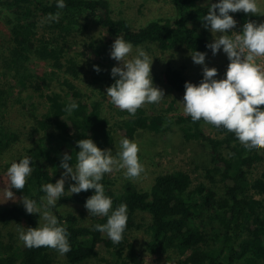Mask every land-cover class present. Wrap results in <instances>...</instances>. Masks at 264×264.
Instances as JSON below:
<instances>
[{
  "label": "trees",
  "instance_id": "16d2710c",
  "mask_svg": "<svg viewBox=\"0 0 264 264\" xmlns=\"http://www.w3.org/2000/svg\"><path fill=\"white\" fill-rule=\"evenodd\" d=\"M173 14L162 15L134 26L125 17H116L110 0H64L65 8H57V0H0V9L10 11L11 47L7 64L15 73L22 72L27 62L36 57L50 65L48 71L35 74L38 80L60 84L59 91L45 94L47 107L42 116L32 115L34 130L43 131L28 149L32 172L27 177L23 190L12 189L18 197H28L40 203L45 193L41 185L55 183L58 179L51 173H61L62 156H73L79 151L77 141L91 138L100 149H108L113 141V130L108 117L102 113V101L91 99L74 79L79 76L77 61L67 56L70 37L98 25L106 32L88 43L102 61L112 37H122L132 45L155 43L164 50L175 44L184 45L193 51H203L209 44V29L203 27L202 18L212 3L219 0H170ZM60 12L57 21L46 22L49 33H39L41 19L48 14ZM237 20L242 31L249 20L261 23L256 15L243 12L229 13ZM98 61V62H100ZM27 77V72H22ZM30 74V73H29ZM164 78L169 87L185 93L187 77L184 71L167 65ZM115 79L109 70L103 76L105 90ZM203 77L194 84H199ZM20 82H24L21 78ZM0 89V94L2 93ZM62 91V92H61ZM76 102L78 108L71 115L64 111L66 105ZM119 112H122L121 110ZM116 122L123 136L133 138L142 130L161 132L166 129V115L141 107L134 116L127 111ZM174 121L187 141H198L208 147L211 168L207 175H219L220 190L208 187L203 182L193 185L191 173L176 169L156 174L148 188H141L132 180H126L121 188L114 187L106 173L101 181L105 195L113 201V210L127 205V227L123 240L114 244L106 233L94 230L96 224L107 222V217L87 216L80 218L72 211H62L61 204L85 205L94 190L79 194L65 193L52 213L69 233L71 250L64 254L70 263H79L97 255V245L114 248L124 262L142 264V251L131 242L127 233L136 225L138 212L150 216L147 225L149 234L146 249L156 256L172 250L177 257L168 264H264V172L258 177L249 175L257 162L264 160V150L249 151L238 141L234 133L223 127L217 128L203 120L193 122L190 116L175 115ZM208 126L211 133L204 131ZM0 131V145H1ZM82 214V212H80ZM39 215L28 214L22 203L0 205V222L8 224L26 222L36 227ZM47 247L27 248L21 241L0 242V264H53Z\"/></svg>",
  "mask_w": 264,
  "mask_h": 264
},
{
  "label": "clouds",
  "instance_id": "9594fccd",
  "mask_svg": "<svg viewBox=\"0 0 264 264\" xmlns=\"http://www.w3.org/2000/svg\"><path fill=\"white\" fill-rule=\"evenodd\" d=\"M65 7L64 0H57V8ZM237 12L264 15L257 0H219L218 3L210 4L207 14L201 19L203 27L210 29L213 34V42L206 47L211 49L214 56L223 48L229 64L225 78L216 79L217 69L205 64L206 53H190L195 64L204 66L203 79L198 85L185 83L183 111L193 122L203 120L234 133L249 151L264 150V68L256 62L257 58L264 57V23L249 20L244 23L239 34L233 31L228 35L237 25L229 13ZM59 17L60 12L50 13L44 22H58ZM132 51L133 45L130 42L120 36L115 39L110 56L119 62V66L112 67L111 76L118 79L106 88V93L115 107L134 116L146 103H160L165 93L153 84V58L140 48L136 50L135 56L129 58ZM93 67L97 73L101 71L98 66ZM77 108L78 104L73 101L65 106L64 111L71 115ZM77 146L79 151L75 155V164L70 165L73 156L65 153L59 166L64 170L61 178L54 184L41 185L45 195L40 197L39 204L34 199L21 198L20 202L26 212L39 215L43 221L37 227L19 230V240L29 249L47 247L61 255L71 250L66 227L61 225L51 211L63 197L65 183L69 179L75 181L68 188L71 194L94 190L84 207L90 215L107 217V222L96 224L94 230L106 233L114 244L123 240L128 221L127 205L121 203L113 210V201L105 195L101 181L106 173L114 169L124 170L128 179L139 178L145 171L138 156L140 149L137 143L127 138L121 139L115 156L111 149H100L91 138L77 141ZM31 162V158L25 156L8 167L9 186L5 188L8 200L14 197L11 189H24L27 177L32 172Z\"/></svg>",
  "mask_w": 264,
  "mask_h": 264
},
{
  "label": "rangeland",
  "instance_id": "374dc122",
  "mask_svg": "<svg viewBox=\"0 0 264 264\" xmlns=\"http://www.w3.org/2000/svg\"><path fill=\"white\" fill-rule=\"evenodd\" d=\"M110 2L113 14L116 17L122 16L127 18L134 26H140L158 16L173 14L170 0H110ZM257 4L261 12L264 13V0H257ZM10 15V11L0 9V89L3 90L0 94V131L2 136L0 145V205L21 203V198L12 189L11 191L14 193L13 200H8L5 192V188L9 186L7 169L12 162H19L25 156L29 157L28 149L35 143L38 136L43 133L42 130H34L36 125L32 115L34 113L42 116L47 107L45 94L52 90L59 91L61 89L56 79L44 81L38 80L35 76L37 73L42 75L43 72L50 69V65L44 60L36 57L30 59L27 62L26 68L22 69V72H27V77L22 72L15 73L14 69L7 64L9 49L11 47L10 24L7 21V17H10ZM256 17L261 23H264V15H256ZM45 23L44 19H41L39 33L45 32L48 34L51 31H49ZM233 31L238 34L241 32L236 25L227 34L231 35ZM105 32L100 26L91 25L86 31L78 33L73 38L70 37L72 40L67 47V56H72L77 61L79 67V76L74 81L91 99L102 101V113L108 117L113 130V141L108 149H111L115 156L119 150L121 139L127 138L137 143L140 149L138 156L145 171L141 173L139 178L129 180H132L141 188H148L152 184L156 174L176 169H185L191 173L193 185L203 182L208 187L219 191V175L214 172L212 174L213 179L207 175L206 169L211 168L213 165L210 162L208 147L195 140H185L178 129L177 123L174 121L175 115L184 113L182 103L183 92L169 87L164 78V70L167 65L181 68L187 77V81L193 84L198 78L203 77L204 66L195 64L191 58L190 53L194 51L179 44H175L164 50L152 42L133 45V51L129 58L135 56L138 48L143 49L153 58L151 66L153 84L165 93V97L160 103H146L143 108L155 113H163L167 118L166 129L164 131L155 133L140 129L135 133L133 138H129L123 136L117 125H115L124 116L122 113L125 111L119 112L120 109L110 102L103 82V76L112 67L119 66V62L110 56L111 46L117 37H112L111 46L107 48V54L102 61L99 60L98 56L92 51L91 46L88 45L89 42L95 39L106 37ZM209 34V43H212L213 34L210 29ZM217 35H220V33H217ZM198 52L206 53L205 64L210 68L215 67L217 69L218 75L215 77L216 79L225 78L229 60L223 52V48L215 56L208 47ZM259 58H257V61ZM94 65L101 69L99 73L94 70ZM19 78L24 82L18 81ZM204 131L211 133L208 126L204 127ZM262 172H264V160L255 163L249 175L254 178L260 176ZM51 173L57 179H60L63 174V172L57 174ZM107 174L113 180L116 189L121 188L122 183L128 180L124 175V170L114 169L113 172ZM66 183L70 186L75 181L69 179ZM61 210L65 212L72 211L81 219L87 216L88 220V210L84 205L70 202L63 203L61 204ZM149 221L150 216L148 213L138 212L136 215V225L127 233L128 239L142 251V264L171 263L177 257L176 253L172 250L156 256L146 249V243L149 238L147 231ZM42 223L43 221L39 216L37 226ZM28 227L30 226L26 222L21 224L15 222L3 224L0 222V242L8 243L15 241L19 244L21 242L18 238L19 230ZM96 249L98 251L96 256L76 264H132L124 262L123 256H118L114 248H106L99 244ZM51 254L53 264H73L56 250H52Z\"/></svg>",
  "mask_w": 264,
  "mask_h": 264
},
{
  "label": "built area",
  "instance_id": "2783aa9c",
  "mask_svg": "<svg viewBox=\"0 0 264 264\" xmlns=\"http://www.w3.org/2000/svg\"><path fill=\"white\" fill-rule=\"evenodd\" d=\"M257 62H258V64L261 65V67L264 66V58L263 57L259 58Z\"/></svg>",
  "mask_w": 264,
  "mask_h": 264
}]
</instances>
